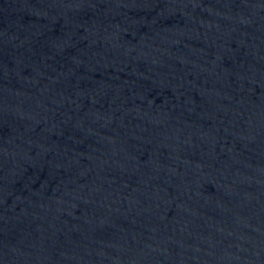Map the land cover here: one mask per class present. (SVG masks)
Masks as SVG:
<instances>
[{"label": "water", "instance_id": "1", "mask_svg": "<svg viewBox=\"0 0 264 264\" xmlns=\"http://www.w3.org/2000/svg\"><path fill=\"white\" fill-rule=\"evenodd\" d=\"M0 264H264V0H0Z\"/></svg>", "mask_w": 264, "mask_h": 264}]
</instances>
